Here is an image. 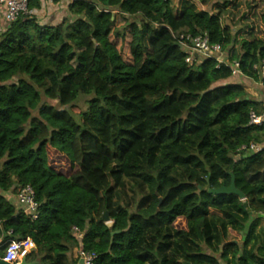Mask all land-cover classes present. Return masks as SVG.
Returning <instances> with one entry per match:
<instances>
[{"label":"trees","instance_id":"trees-1","mask_svg":"<svg viewBox=\"0 0 264 264\" xmlns=\"http://www.w3.org/2000/svg\"><path fill=\"white\" fill-rule=\"evenodd\" d=\"M210 1L72 0L52 26L31 0L0 32V260L30 239L38 264H77L79 249L95 264H264V123H250L264 104L215 58L187 63L179 41L206 34L264 86V37L241 39L226 6L199 10ZM233 178L245 200L208 192ZM126 180L148 192L133 212L116 204ZM27 186L35 221L12 202Z\"/></svg>","mask_w":264,"mask_h":264},{"label":"rangeland","instance_id":"rangeland-1","mask_svg":"<svg viewBox=\"0 0 264 264\" xmlns=\"http://www.w3.org/2000/svg\"><path fill=\"white\" fill-rule=\"evenodd\" d=\"M70 1L72 0L44 1L42 9L33 14L36 15L41 24L56 26L65 18L69 17L68 7ZM180 1L182 0H174L175 4L178 6ZM219 7H225L223 8L222 15L223 25L233 29L234 33L241 39L248 40L264 37V0H211L207 7H200L198 5L199 10L208 11L210 13H214ZM115 14L117 16L116 24H119L121 18L119 17L118 12ZM90 99V97L81 96L74 104L75 111L71 110V113H73L76 119H78V113L87 110V102ZM42 103H48L56 108H60L57 102H49L44 97ZM67 109L69 110V108ZM34 116H37V114L34 113ZM5 161V159L0 161V169ZM147 195V189L143 185L134 181L126 180L124 185L116 192V204L119 207H128L133 212ZM13 197L12 202L14 200L16 201L15 196ZM14 204L17 203L15 202ZM77 251L78 250H75L73 255H77ZM70 258H72L71 255Z\"/></svg>","mask_w":264,"mask_h":264},{"label":"built area","instance_id":"built-area-1","mask_svg":"<svg viewBox=\"0 0 264 264\" xmlns=\"http://www.w3.org/2000/svg\"><path fill=\"white\" fill-rule=\"evenodd\" d=\"M31 0H0V32L13 23L21 14L31 15L27 5ZM52 2L53 0H47ZM183 50H188L190 46L193 47V53L189 54L187 63H191L193 58H215L218 64H224L231 69L233 77L242 75L240 71V64L234 62L230 64L224 57L220 45L211 46L209 38L206 34L200 35L196 38L190 36H181L179 38ZM260 79H264V62L255 67ZM250 120L252 125L264 123V114L257 116L251 113ZM246 153H257L262 150L261 146L251 145L249 148H243ZM17 202L19 210L23 211L26 216L35 221L38 219V205L35 202V193L29 186L20 189L17 195ZM73 234L77 236L78 240H83L84 235L77 228H73ZM34 248V243L30 239L24 241H10L5 249L3 262L8 264H22L26 260L27 254ZM98 256L93 253H88L83 249L77 251V264H95Z\"/></svg>","mask_w":264,"mask_h":264},{"label":"crops","instance_id":"crops-1","mask_svg":"<svg viewBox=\"0 0 264 264\" xmlns=\"http://www.w3.org/2000/svg\"><path fill=\"white\" fill-rule=\"evenodd\" d=\"M44 1L46 2L47 0H44ZM186 52L188 54L193 53L192 45L190 46V48L188 50H186ZM225 56H226V54H224V57ZM225 84L244 86L251 99L256 100V101L264 104V86L262 85V83L253 82L252 80L247 79V78L243 77L242 75H240V76L234 77L233 79L226 81ZM15 202L17 204H14ZM13 204L18 207L17 200L16 201L14 200ZM18 209H19V207H18ZM73 256H74V259H76L77 255L74 254Z\"/></svg>","mask_w":264,"mask_h":264},{"label":"water","instance_id":"water-1","mask_svg":"<svg viewBox=\"0 0 264 264\" xmlns=\"http://www.w3.org/2000/svg\"><path fill=\"white\" fill-rule=\"evenodd\" d=\"M208 192L214 196H221V195H236L239 196L241 200H245V196L236 188L235 185V180L234 178L232 179V183L230 187H222L217 190H210L209 188L207 189ZM103 221L106 224H110V217L109 214L106 213L103 216ZM0 264H8L0 260ZM22 264H38V263H29L27 260H24Z\"/></svg>","mask_w":264,"mask_h":264}]
</instances>
